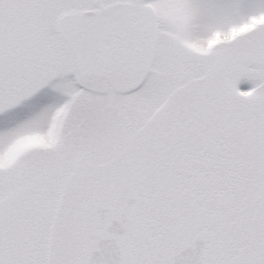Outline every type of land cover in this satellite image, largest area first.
Masks as SVG:
<instances>
[{
    "label": "snow or ice",
    "instance_id": "obj_1",
    "mask_svg": "<svg viewBox=\"0 0 264 264\" xmlns=\"http://www.w3.org/2000/svg\"><path fill=\"white\" fill-rule=\"evenodd\" d=\"M0 264H264V0H0Z\"/></svg>",
    "mask_w": 264,
    "mask_h": 264
}]
</instances>
